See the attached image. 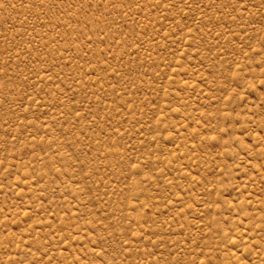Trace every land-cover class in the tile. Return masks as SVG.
Segmentation results:
<instances>
[{"label":"rangeland","instance_id":"1","mask_svg":"<svg viewBox=\"0 0 264 264\" xmlns=\"http://www.w3.org/2000/svg\"><path fill=\"white\" fill-rule=\"evenodd\" d=\"M0 264H264V0H0Z\"/></svg>","mask_w":264,"mask_h":264}]
</instances>
